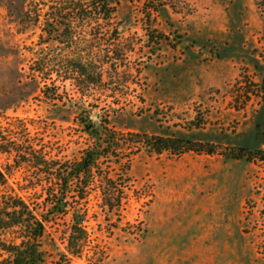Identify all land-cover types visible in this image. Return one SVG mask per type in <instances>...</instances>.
<instances>
[{"label":"rangeland","instance_id":"374dc122","mask_svg":"<svg viewBox=\"0 0 264 264\" xmlns=\"http://www.w3.org/2000/svg\"><path fill=\"white\" fill-rule=\"evenodd\" d=\"M94 1L0 0V264H264L260 0ZM95 116L120 146L69 178Z\"/></svg>","mask_w":264,"mask_h":264},{"label":"trees","instance_id":"16d2710c","mask_svg":"<svg viewBox=\"0 0 264 264\" xmlns=\"http://www.w3.org/2000/svg\"><path fill=\"white\" fill-rule=\"evenodd\" d=\"M114 3L117 4L114 0H96L93 5L95 6L98 15L110 17L115 11V7H113ZM258 5L259 8L264 11V0H260ZM94 122L95 121L92 122L91 126L88 125L87 127L90 135L95 139L96 143L92 149L85 152L81 162L74 166L69 178L72 176H78L82 173H90L98 160L104 156L105 152H109L120 146L115 133L103 134L100 128L95 126L96 123ZM130 137L136 141L134 142L139 145L140 149L148 150L151 154L162 155L163 153H171L178 156L187 152H202V150L198 149V145L186 139L164 138L160 136L150 137L144 134H131ZM209 152L213 153V151ZM228 158L241 160L245 158V154L240 152L236 154L233 153ZM262 160L264 161V158ZM67 180L68 177L64 179V182ZM62 204L63 203H60V201L57 202V208L60 209ZM33 219L34 222H36L33 241H36L43 235L45 225L43 221H38L35 218ZM14 248L17 250V257L14 264H39L40 254L38 253V245L36 243L30 244V246H27L26 248L21 246Z\"/></svg>","mask_w":264,"mask_h":264},{"label":"water","instance_id":"95a60500","mask_svg":"<svg viewBox=\"0 0 264 264\" xmlns=\"http://www.w3.org/2000/svg\"><path fill=\"white\" fill-rule=\"evenodd\" d=\"M93 120H94V121H97V120H98V117L95 116V117L93 118ZM96 125H98V123H96ZM62 206H65V204L63 203Z\"/></svg>","mask_w":264,"mask_h":264}]
</instances>
